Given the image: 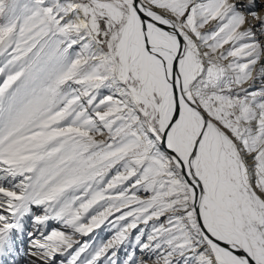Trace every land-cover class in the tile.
Wrapping results in <instances>:
<instances>
[{
    "label": "snow or ice",
    "instance_id": "obj_1",
    "mask_svg": "<svg viewBox=\"0 0 264 264\" xmlns=\"http://www.w3.org/2000/svg\"><path fill=\"white\" fill-rule=\"evenodd\" d=\"M0 264H264V0H0Z\"/></svg>",
    "mask_w": 264,
    "mask_h": 264
},
{
    "label": "rangeland",
    "instance_id": "obj_2",
    "mask_svg": "<svg viewBox=\"0 0 264 264\" xmlns=\"http://www.w3.org/2000/svg\"><path fill=\"white\" fill-rule=\"evenodd\" d=\"M113 234L114 230L111 229L107 222H105V225H102L99 229H94L93 233H90L88 236H81L78 238L81 240V242L86 240L91 241L93 238H95L96 242H99L100 240L109 239Z\"/></svg>",
    "mask_w": 264,
    "mask_h": 264
}]
</instances>
